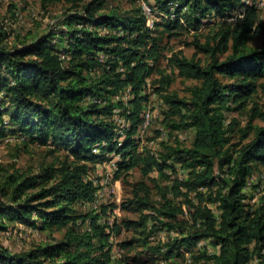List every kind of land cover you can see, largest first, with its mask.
Instances as JSON below:
<instances>
[{
	"label": "trees",
	"instance_id": "trees-1",
	"mask_svg": "<svg viewBox=\"0 0 264 264\" xmlns=\"http://www.w3.org/2000/svg\"><path fill=\"white\" fill-rule=\"evenodd\" d=\"M104 2L93 0L85 15L72 18L70 25L79 29L72 32L64 53L56 51L47 38L22 49H0V93L8 105L0 117L9 116L23 141L47 146L49 156L64 154L49 163L43 161L37 171L0 164V198L6 201L0 205V230L6 229L3 217L10 223L34 226L33 216H37L43 229L78 224L83 217L75 204L92 202L97 192L93 181L85 179L88 162L117 153L123 157L121 170L142 163L145 174L157 172L171 183V197L163 193L159 203L141 196L148 189L137 184L132 203L139 211L152 213L125 225L145 236V241L165 232L166 240L159 241L156 248L165 249L168 257H182V247L192 250L203 240L219 248L213 254L206 250L192 253L187 264H249L255 260L264 264V197L254 208L246 203L245 192L252 173L264 167V124L253 127L249 123L243 138L250 131L253 138L232 152L229 135L235 131L236 121L227 123L225 116L233 110L231 106L242 109L256 92L258 80L264 78V22H259L258 10L243 0H154L150 6L162 13L161 23L154 26L162 28L158 30L147 26L142 11V15L132 16L118 11L100 14ZM237 11L244 14L241 23L221 28L204 43H192L198 52L208 55L206 65L181 53L163 55L159 41L165 33L199 32L212 18H230ZM94 28L110 33L100 35ZM255 36L263 39L260 48L248 44ZM102 53L111 58L105 64ZM160 58L183 80L199 82L188 98L164 96L170 109L164 125L173 131L193 129L195 139L189 148L165 144V154L143 157L131 150L137 145L135 137L148 100L143 93L146 80ZM99 70L102 73L92 77ZM159 74L160 79L152 83L158 93L171 84L165 71L159 70ZM126 93L133 96L127 104L123 99L115 101ZM115 110L130 125L120 143ZM250 118L264 122V112L255 106ZM175 158L185 166L186 179H179L169 165ZM98 218H92L90 232L70 231L58 245L18 254L0 247V264H46L60 258L64 261L59 264H110L111 233L98 224Z\"/></svg>",
	"mask_w": 264,
	"mask_h": 264
},
{
	"label": "rangeland",
	"instance_id": "rangeland-1",
	"mask_svg": "<svg viewBox=\"0 0 264 264\" xmlns=\"http://www.w3.org/2000/svg\"><path fill=\"white\" fill-rule=\"evenodd\" d=\"M92 1L0 0V31L3 32V36H0V49L5 47L11 50L22 49L41 41L42 38H47L56 51L64 53L68 42L71 40L72 32L79 29L74 23L70 25L72 18L85 15V9ZM104 3L103 8L99 11L100 14L118 11L121 15L132 16L134 13L142 15L143 3L154 4V0H105ZM155 12L157 14L154 20L159 25L162 21L160 16L162 13L158 10ZM258 13L259 22H264V7L258 10ZM211 22V24L201 28L199 32L183 29L182 31H173V36L165 33L159 41L163 55L170 57L173 53H181L189 59L200 60L204 65L209 63L208 55L198 52L192 43L195 40L204 43L206 40L211 39L221 28L229 25L234 27L241 23V19L237 16H233L231 20L230 18H212ZM94 29L99 31L100 35L110 33L109 29ZM154 29L161 30L162 28L157 26ZM155 35L157 36V33ZM262 43V37L255 36L248 44L253 48H260ZM225 55L221 56V60H224ZM100 59L105 64L111 58L102 53ZM159 70L165 71L166 75L170 76L171 84L166 90L158 93L152 83L154 80L160 79ZM119 71L123 70L120 68ZM101 73L102 70H99L92 77H98ZM146 81L147 86L143 93L148 95V100L144 104L142 123L147 121V114L150 115V122L146 128H139L135 137L137 145L132 148L131 153L140 154L143 157L149 154L159 157L166 153L165 144L173 147H191L195 139V130L173 131L164 125L165 118L170 110L164 96L177 95L178 99L188 98L191 95V89L199 85V82L180 78L177 72L168 67L165 58H160L158 63L154 64V71ZM224 81L233 83L232 80ZM122 99L127 104L130 99H133V96L126 93L123 97L115 98V101ZM7 106V102L3 99V93H0V112H5ZM255 106L264 112V78L258 80L256 92L242 109L231 106L233 110L225 112L227 123H231L233 120L236 121L235 131L229 135V145L232 146V152L245 146L253 138L252 131L246 139L243 138V133L249 123H252L253 127L263 126V121L259 119L251 120L250 118L251 109ZM9 121V116L6 113L0 117V164H13L17 169L27 170L32 168L37 171L43 161L49 163L55 156H64L61 152H55L52 156H49L47 146L23 141V136H19L18 130ZM127 128L130 129L129 124ZM126 133L121 136L119 143L124 141ZM95 152L99 154V150L95 149ZM122 161L121 154L106 153L99 157L96 162H88L90 171L85 179L93 181L97 187V192L92 202L75 204L78 215L83 217L78 224L69 223L59 228L43 229L42 222L37 219V216H33L36 222L34 226L19 222L10 223L6 217H3L6 229L0 230V247L18 254L41 246L58 245L62 243L70 231L90 232L91 220L97 216L99 217L98 224L105 226L106 232L111 233L109 239L111 247L110 264H187L192 253L201 251L198 245L192 250H186L182 247V257H168L165 249L158 250L156 248L159 241L166 240L167 235L165 232H160L145 241L143 239L145 236L125 225L126 221H139L141 215L152 213L148 211L141 212L132 203L133 195L138 188L137 184L142 183L148 189V192H141V196L147 195L148 199L159 203L163 193L171 197L169 191L171 183L162 179L157 172L145 174L142 163H138L129 171L121 170L119 164ZM169 165L175 169L176 176L179 179L187 178L185 166H182L176 158L175 160L172 159ZM166 172L172 173L171 169H166ZM117 173L120 174L118 178H116ZM253 185H258V187H253ZM245 192L247 194L246 203L254 208L259 205L262 197H264V167L256 168L252 173ZM5 202L4 199L0 198V205ZM209 207L216 215L220 214L216 206L209 204ZM124 243H130V245L123 247L122 244ZM208 244L212 249H217L214 242H208ZM63 261V258L55 262L48 260L46 264H59ZM249 264H255V262Z\"/></svg>",
	"mask_w": 264,
	"mask_h": 264
},
{
	"label": "built area",
	"instance_id": "built-area-1",
	"mask_svg": "<svg viewBox=\"0 0 264 264\" xmlns=\"http://www.w3.org/2000/svg\"><path fill=\"white\" fill-rule=\"evenodd\" d=\"M243 3L247 6L250 7H254L257 10L263 9L264 7V0H243ZM156 10H154L149 4L147 3H143V7H142V13L143 15L146 17V21H147V26L151 29L154 28L155 26V20L154 17L156 16ZM239 18H242L244 16L242 11H237L235 12V15ZM233 16L230 17V20L232 19ZM227 19V18H226ZM229 19V18H228ZM144 118V117H143ZM114 120L117 122V124L120 127V134L124 135L129 128L128 127V123L126 122L125 118L121 117L119 115V110H115V116H114ZM147 121L145 123H142L140 129H144L146 128V126H148L149 122H150V115L147 114ZM127 126V127H126ZM198 246L201 250H206L209 254H213L215 252H217L219 250V248L212 249L211 246L208 244L207 240H203L201 242L198 243ZM190 259L188 260V263H190ZM255 264L258 262V260L254 261Z\"/></svg>",
	"mask_w": 264,
	"mask_h": 264
}]
</instances>
